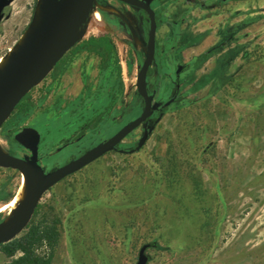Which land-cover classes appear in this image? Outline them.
<instances>
[{"label": "rangeland", "instance_id": "1", "mask_svg": "<svg viewBox=\"0 0 264 264\" xmlns=\"http://www.w3.org/2000/svg\"><path fill=\"white\" fill-rule=\"evenodd\" d=\"M42 1L15 0L6 9L0 57L30 28ZM96 6L120 15L91 13L86 37L0 130L8 154H23L13 135L33 127L44 165L54 170L142 115L137 84L150 20L113 0ZM153 7L161 43L173 40L168 26H176L177 38L169 54L159 45L150 70L147 88L157 95L148 142L138 148L139 128L50 189L17 239L32 228L56 229L53 264H137L149 244L148 264H264V0H162ZM104 36L119 62L101 71L100 58L80 47ZM179 66L187 68L178 78ZM98 116L102 123L85 129ZM20 179L0 168V209ZM46 246L38 253L51 254ZM8 262L0 247V264Z\"/></svg>", "mask_w": 264, "mask_h": 264}, {"label": "water", "instance_id": "2", "mask_svg": "<svg viewBox=\"0 0 264 264\" xmlns=\"http://www.w3.org/2000/svg\"><path fill=\"white\" fill-rule=\"evenodd\" d=\"M14 1L0 0V25L5 18L6 9ZM117 1L142 10L150 16L147 53L137 84L138 94L144 101V111L139 118L127 124L109 140L49 173H46L40 164L41 134L36 129L25 128L14 137L19 145L31 153L28 157L12 156L0 146V168L20 172L29 185L28 198L22 209L0 228V247L16 240L28 228L40 201L50 189L107 153L116 151L129 135L141 127L144 133L138 148H143L149 140V121L155 113L154 102L157 95V92L150 94L147 88L149 71L155 62L157 20L151 6L156 0ZM42 2L40 24L30 34L20 51L12 56L7 69L0 74V130L31 90L39 86L79 42L76 41V36L87 23L95 0H43ZM184 71L185 67L180 66L177 77L179 78ZM173 102V100L169 101L165 107H169ZM153 247V244H149L140 250L137 264H148L147 251Z\"/></svg>", "mask_w": 264, "mask_h": 264}, {"label": "trees", "instance_id": "3", "mask_svg": "<svg viewBox=\"0 0 264 264\" xmlns=\"http://www.w3.org/2000/svg\"><path fill=\"white\" fill-rule=\"evenodd\" d=\"M80 49L86 50L89 54L98 56L101 60L100 70L108 69L110 63H118V51L113 40L108 37L91 38L84 42ZM102 123L101 116L90 121L85 129H96ZM60 237L57 230L48 229L43 231L42 228L36 227L21 239H16L9 244L1 246L5 256L9 259L6 264H53V249L58 245ZM50 242V243H45ZM55 242V243H52ZM51 249V254H39L38 251L44 245Z\"/></svg>", "mask_w": 264, "mask_h": 264}, {"label": "bare ground", "instance_id": "4", "mask_svg": "<svg viewBox=\"0 0 264 264\" xmlns=\"http://www.w3.org/2000/svg\"><path fill=\"white\" fill-rule=\"evenodd\" d=\"M42 4L43 2L39 4L36 10L35 16H34L33 23L31 24L30 28L22 35L20 41L14 47H12L4 56L0 57V74L3 73L7 69L12 56L18 53V51H20V49L25 44L30 34L40 24L41 19H42V11H41ZM101 12H106L108 14L111 13L112 15L113 14L120 15L119 10L111 6H96L93 9L92 14L94 13L96 17H100ZM86 34L87 32L85 31V26H84L82 30L79 32V34L76 36V41L81 40L82 38H85ZM0 146L2 149H4L3 148L4 146L1 140H0ZM28 194H29L28 181L23 175H21L20 184L16 190L15 195L13 196V198L10 200V202L6 206L0 209V213H3V212L8 213L4 222L0 224V228L2 227L4 223L9 222L11 218L14 217L22 209V206L24 205V203L26 202L28 198Z\"/></svg>", "mask_w": 264, "mask_h": 264}, {"label": "flooded vegetation", "instance_id": "5", "mask_svg": "<svg viewBox=\"0 0 264 264\" xmlns=\"http://www.w3.org/2000/svg\"><path fill=\"white\" fill-rule=\"evenodd\" d=\"M113 1H116L119 5H122V6H127V7H131V6H128V5H126V4H124V3H121V2H119V1H117V0H113ZM158 1H162V0H156V1H154L153 2V4H152V9L154 10V4L156 3V2H158ZM95 6H96V0H95V3H94V6H93V9L95 8ZM131 8H134V7H131ZM93 9H92V11H93ZM136 9V8H135ZM139 10V9H138ZM92 11H91V13H92ZM142 13H143V15L144 16H146V17H148L149 18V20H150V16L146 13V12H144V11H142V10H140ZM155 11V10H154ZM36 13V12H35ZM91 15V14H90ZM155 15H156V12H155ZM156 20H157V36H156V52H155V59H157V54L159 53V50H160V47H159V44H158V32H159V28H160V24H159V21H158V17H157V15H156ZM149 32H150V28H149ZM148 36H149V33H148ZM147 45H148V41H147ZM147 53V52H146ZM65 58V57H64ZM64 58L57 64V66L54 68V70L55 69H57L60 65H61V63H62V61L64 60ZM153 67V66H152ZM180 67V66H179ZM179 67H178V69H179ZM185 67V66H184ZM178 69H177V71H178ZM185 69H186V67H185ZM151 70V69H150ZM149 74H150V71H149ZM176 74H177V72H176ZM149 78V77H148ZM28 96V95H27ZM26 96V97H27ZM25 97V98H26ZM24 98V99H25ZM27 128H33V127H27ZM142 128V131H143V133H144V130H143V127H141ZM23 129H25V128H23ZM23 129H21V130H18V131H16L15 133H14V135H13V137H15V135L17 134V133H19V132H21ZM35 129V128H34ZM37 130V129H36ZM38 131V130H37ZM15 140V139H14ZM41 140H42V137H41ZM21 146V145H20ZM22 147V146H21ZM23 148V147H22ZM24 149V152H23V154L21 155V156H15V155H12V156H15V157H18V158H25V157H28V156H30L31 155V153L28 151V150H26L25 148H23ZM39 160H40V164H41V166L44 168V170H45V172L46 173H49V172H52L53 170H50V171H48L47 170V168H46V166L44 165V161H43V157L41 156V154H40V146H39ZM63 166H65V165H62V166H60V167H58V168H61V167H63ZM58 168H56V169H58ZM3 169V168H2ZM9 170V169H8ZM55 170V169H54ZM20 173V172H19ZM21 174V173H20Z\"/></svg>", "mask_w": 264, "mask_h": 264}, {"label": "crops", "instance_id": "6", "mask_svg": "<svg viewBox=\"0 0 264 264\" xmlns=\"http://www.w3.org/2000/svg\"><path fill=\"white\" fill-rule=\"evenodd\" d=\"M165 1V0H164ZM178 27V26H177ZM163 27H161L160 26V28H159V32H158V44L160 45V44H163V46H164V51L166 52V46H169L168 44H175V42H176V38H177V35H176V26H174V27H170V26H168V29H169V34H171V36L173 37V40H169L168 42H163V43H161V41H160V39H161V29H162ZM165 37V36H164ZM163 37V38H164ZM175 47H176V45H174V47H173V49H172V51L173 52H176V50H175ZM160 51V50H159ZM169 54L170 52L168 51V52H166V54ZM187 68V67H186Z\"/></svg>", "mask_w": 264, "mask_h": 264}]
</instances>
